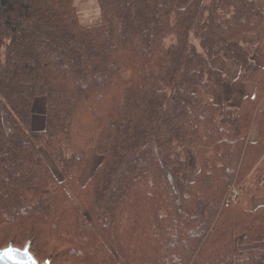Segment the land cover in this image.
<instances>
[{"label":"trees","instance_id":"trees-1","mask_svg":"<svg viewBox=\"0 0 264 264\" xmlns=\"http://www.w3.org/2000/svg\"><path fill=\"white\" fill-rule=\"evenodd\" d=\"M178 1L96 0L100 22L84 26L73 0H0V250L30 243L49 264H264V206L252 205L264 197V13L253 0ZM217 58L253 95L221 100Z\"/></svg>","mask_w":264,"mask_h":264},{"label":"rangeland","instance_id":"rangeland-1","mask_svg":"<svg viewBox=\"0 0 264 264\" xmlns=\"http://www.w3.org/2000/svg\"><path fill=\"white\" fill-rule=\"evenodd\" d=\"M191 0H179L177 2V6L179 8H184ZM74 5L76 7V11H77V16L80 20V23L84 26H92V25H96L100 22V14H99V8H98V4L96 2V0H73ZM255 2V1H254ZM255 4L257 5V3L255 2ZM259 33L261 35L264 36V28H261ZM250 41H254L255 37L252 36L250 37ZM225 99L223 95H221V100ZM44 106H45V101L43 99H37V103L35 108L33 109V118H34V127H38L40 128L42 126V119H43V115H44ZM43 110V113H42ZM40 126V127H39ZM186 149H188L189 154L191 155V158L194 161V170H198V162L196 160V156H195V152H194V148L192 146V142L191 140H188L186 142ZM44 159L47 161L48 164H51L50 159L48 158L47 155H44ZM95 160H97L95 157L90 156L89 159L87 160V163L83 169V171L80 174V178H79V182L81 184L85 183V181L87 180L88 176L90 175V173L95 169V164L97 162H95ZM239 192H237L235 189L232 191L233 194V200L236 199L237 194ZM72 198L76 201L77 198L74 194L71 193ZM78 206L80 207L81 205L78 203ZM82 211L85 212L83 207H80ZM91 226L93 227V229L95 231H97V227L94 223L90 222ZM21 249V247H20ZM31 249V246H30ZM31 253V251H30ZM32 254V253H31ZM33 255V254H32ZM35 259L36 257L33 256ZM36 261L38 262V260L36 259ZM39 264H44V263H48L47 261L40 263ZM49 264V263H48Z\"/></svg>","mask_w":264,"mask_h":264},{"label":"crops","instance_id":"crops-1","mask_svg":"<svg viewBox=\"0 0 264 264\" xmlns=\"http://www.w3.org/2000/svg\"><path fill=\"white\" fill-rule=\"evenodd\" d=\"M253 1L257 3V7L264 13V0ZM262 28H264V26ZM213 63L217 69H220L224 73L227 80L221 90V93L225 98L223 100L226 103L239 104L245 97L253 95L254 86L242 84L241 82H239V67L236 63L227 62L221 58L215 59ZM260 110H262L264 114V102L260 107ZM256 136V129L252 128L251 139L255 140ZM252 205L254 207L264 206V197L256 199L255 201H253Z\"/></svg>","mask_w":264,"mask_h":264},{"label":"water","instance_id":"water-1","mask_svg":"<svg viewBox=\"0 0 264 264\" xmlns=\"http://www.w3.org/2000/svg\"><path fill=\"white\" fill-rule=\"evenodd\" d=\"M0 264H39L30 253V243L23 248L12 245L0 250ZM48 264V263H44Z\"/></svg>","mask_w":264,"mask_h":264}]
</instances>
